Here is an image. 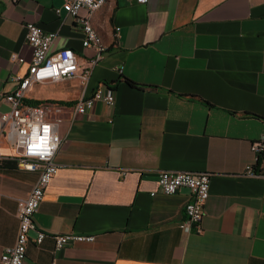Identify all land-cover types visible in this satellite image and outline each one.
Listing matches in <instances>:
<instances>
[{
  "label": "crops",
  "instance_id": "obj_1",
  "mask_svg": "<svg viewBox=\"0 0 264 264\" xmlns=\"http://www.w3.org/2000/svg\"><path fill=\"white\" fill-rule=\"evenodd\" d=\"M62 4L0 0V93L27 72L33 22L57 32L53 52H75L76 76L33 83L25 100L70 105L103 84L115 102L61 112L59 168L34 215L47 235L37 245L29 232L23 264H264V176L243 174L258 169L250 145L264 132V0H106L90 16L106 46L96 63ZM16 154L1 134L0 255L38 174ZM160 170L210 173L200 231L180 228L190 191L163 193ZM57 234L94 238L55 249Z\"/></svg>",
  "mask_w": 264,
  "mask_h": 264
},
{
  "label": "built area",
  "instance_id": "obj_2",
  "mask_svg": "<svg viewBox=\"0 0 264 264\" xmlns=\"http://www.w3.org/2000/svg\"><path fill=\"white\" fill-rule=\"evenodd\" d=\"M62 8L69 16L80 24L84 33L85 46L93 48L96 63L106 46L97 45L85 24V16L80 15L82 9L89 10L91 5L98 4L100 0H62ZM149 0H136L137 3L146 4ZM58 11V9L56 10ZM25 40L31 48V60L27 72L11 76L16 83L14 90L0 93V102L8 104L9 108L0 111V135L5 134L12 140L17 151L16 164L24 170L36 171L37 178L28 194L17 200L16 215L18 228L14 243L4 248L0 255V264H23L26 248L29 242V232L36 231L34 239L37 245L46 237V233L36 229L34 215L44 197V191L57 172L59 164L54 157L59 148L60 138L58 125L63 118L61 112L68 109L73 117L85 113L96 101L112 106L115 96L100 84L91 96H81L70 105L58 104L51 101H40L30 104L25 100V93L33 83L58 82L76 76L77 57L71 48H62L53 52L52 44L57 36L55 31H44L33 22L26 25ZM11 59L22 61L23 58L13 54ZM85 71L78 77L81 83L88 79ZM253 159H258V169L250 170V163L246 164L243 174L248 176H264V132L250 145ZM3 158L0 157V162ZM160 190L165 194H174L181 188L190 191V199L184 207V218L179 223L186 232L200 231V221L204 213V203L209 195L210 173L207 171L189 170H160L157 179ZM155 192H151L153 195ZM93 236L57 234L53 235L54 248L61 249L69 242L91 241Z\"/></svg>",
  "mask_w": 264,
  "mask_h": 264
},
{
  "label": "bare ground",
  "instance_id": "obj_3",
  "mask_svg": "<svg viewBox=\"0 0 264 264\" xmlns=\"http://www.w3.org/2000/svg\"><path fill=\"white\" fill-rule=\"evenodd\" d=\"M106 0H100V2L98 4H94L91 5L89 10H87V14L85 16V24L87 27V30L89 31V33L91 34L93 40H95L97 42V45H101L104 46L100 40V37L98 36L96 30L94 29V27L92 26V23L90 21V16L91 14L97 10ZM250 170H254L253 166H250Z\"/></svg>",
  "mask_w": 264,
  "mask_h": 264
},
{
  "label": "trees",
  "instance_id": "obj_4",
  "mask_svg": "<svg viewBox=\"0 0 264 264\" xmlns=\"http://www.w3.org/2000/svg\"><path fill=\"white\" fill-rule=\"evenodd\" d=\"M128 82H129V84H131L132 86L137 85L135 82H133V81H131V80H128ZM26 101H27V100H26ZM27 102L30 103V104H37V103H39L40 101H36V102H34V101H32V102L27 101Z\"/></svg>",
  "mask_w": 264,
  "mask_h": 264
}]
</instances>
